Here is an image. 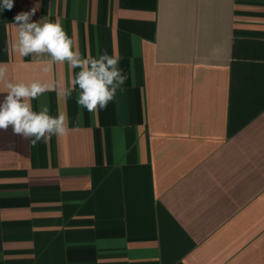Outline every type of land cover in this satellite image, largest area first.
<instances>
[{
  "label": "crops",
  "instance_id": "0c3cea01",
  "mask_svg": "<svg viewBox=\"0 0 264 264\" xmlns=\"http://www.w3.org/2000/svg\"><path fill=\"white\" fill-rule=\"evenodd\" d=\"M32 8L82 55H118L128 79L95 114L78 88L33 100L66 113V137L32 146L0 131V264H264V0L0 10L8 78L67 85L66 64L46 75L41 58L7 50L13 18Z\"/></svg>",
  "mask_w": 264,
  "mask_h": 264
},
{
  "label": "clouds",
  "instance_id": "9594fccd",
  "mask_svg": "<svg viewBox=\"0 0 264 264\" xmlns=\"http://www.w3.org/2000/svg\"><path fill=\"white\" fill-rule=\"evenodd\" d=\"M13 7L14 0H2L0 4V10H11ZM35 13L36 9L32 8L15 15L12 24L16 36L7 45V50L20 57L41 58L38 62L46 75L52 72L54 65L62 64L73 70L74 75L67 85L52 80L13 82L7 75L8 66L0 64V86L4 89L0 94L3 96L0 99V131L6 132L11 128L13 135L29 139L32 146L41 141L47 143L52 136L66 137L74 131V128L69 127L66 113L60 112L53 116L47 105H42L36 111L33 100H38L50 91L67 99L78 88V108L95 114L107 110L117 91L128 79L119 66L118 55H109L107 51L96 57L82 55L76 41L69 37L59 19L55 22L33 20ZM82 116L83 112L78 113V119Z\"/></svg>",
  "mask_w": 264,
  "mask_h": 264
}]
</instances>
